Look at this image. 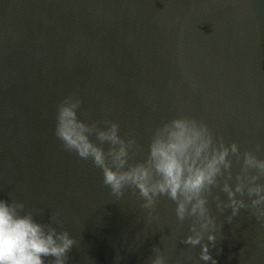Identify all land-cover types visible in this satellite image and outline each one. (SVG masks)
I'll list each match as a JSON object with an SVG mask.
<instances>
[{"label": "water", "instance_id": "water-1", "mask_svg": "<svg viewBox=\"0 0 264 264\" xmlns=\"http://www.w3.org/2000/svg\"><path fill=\"white\" fill-rule=\"evenodd\" d=\"M72 94L86 123L111 120L135 138L134 160L179 116L264 159V0H0V198L42 223L59 212L58 230L76 240L68 264H149L154 248L167 264H204L181 243L190 221L172 201L160 197L148 224L138 195L117 199L64 148L56 109ZM210 207L223 224L209 246L217 264H264V222L241 209L229 223L231 209Z\"/></svg>", "mask_w": 264, "mask_h": 264}, {"label": "clouds", "instance_id": "clouds-1", "mask_svg": "<svg viewBox=\"0 0 264 264\" xmlns=\"http://www.w3.org/2000/svg\"><path fill=\"white\" fill-rule=\"evenodd\" d=\"M81 103L72 94L57 105L54 131L64 148L91 160L117 199L124 197L126 189L138 195L141 207L148 210V224L157 219L154 213L160 197L172 201L180 224L190 221L181 243L198 247L204 264H217L209 246L215 247L223 226L210 207V198L217 213L231 209L225 217L229 223L241 209L252 210L256 221L264 222V159L252 151L241 153L237 143L226 144L203 121L179 116L157 127L147 155L134 160V153L140 150L135 138L124 139L120 125L111 120H104V127L99 121L86 123L79 115ZM93 135L99 143L91 139ZM261 147L257 145V151ZM234 163L239 165L235 172ZM219 193L227 199H221ZM60 225L59 212L42 223L24 202L0 198V264H68L76 240L67 230H58ZM154 252L149 264H167L158 248Z\"/></svg>", "mask_w": 264, "mask_h": 264}]
</instances>
